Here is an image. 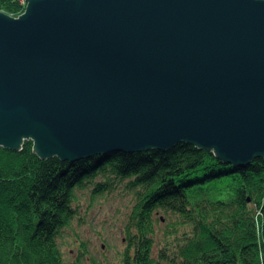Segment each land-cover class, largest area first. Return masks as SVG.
I'll return each instance as SVG.
<instances>
[{
	"label": "water",
	"instance_id": "95a60500",
	"mask_svg": "<svg viewBox=\"0 0 264 264\" xmlns=\"http://www.w3.org/2000/svg\"><path fill=\"white\" fill-rule=\"evenodd\" d=\"M24 2L0 11L1 148L264 159V0Z\"/></svg>",
	"mask_w": 264,
	"mask_h": 264
},
{
	"label": "trees",
	"instance_id": "16d2710c",
	"mask_svg": "<svg viewBox=\"0 0 264 264\" xmlns=\"http://www.w3.org/2000/svg\"><path fill=\"white\" fill-rule=\"evenodd\" d=\"M20 0L0 11L23 12ZM129 202L121 264H264V159L224 164L180 143L75 162L0 147V264H64L61 231L81 199ZM129 198V199H128Z\"/></svg>",
	"mask_w": 264,
	"mask_h": 264
},
{
	"label": "rangeland",
	"instance_id": "374dc122",
	"mask_svg": "<svg viewBox=\"0 0 264 264\" xmlns=\"http://www.w3.org/2000/svg\"><path fill=\"white\" fill-rule=\"evenodd\" d=\"M116 194L81 199L79 219L58 240L64 264H121L129 202Z\"/></svg>",
	"mask_w": 264,
	"mask_h": 264
},
{
	"label": "built area",
	"instance_id": "2783aa9c",
	"mask_svg": "<svg viewBox=\"0 0 264 264\" xmlns=\"http://www.w3.org/2000/svg\"><path fill=\"white\" fill-rule=\"evenodd\" d=\"M21 3H25L24 0H20Z\"/></svg>",
	"mask_w": 264,
	"mask_h": 264
}]
</instances>
